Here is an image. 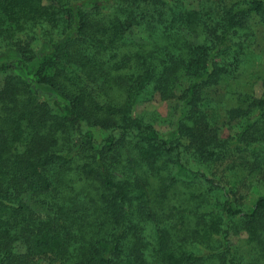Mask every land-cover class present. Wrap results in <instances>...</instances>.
<instances>
[{"label": "trees", "instance_id": "16d2710c", "mask_svg": "<svg viewBox=\"0 0 264 264\" xmlns=\"http://www.w3.org/2000/svg\"><path fill=\"white\" fill-rule=\"evenodd\" d=\"M252 18L264 0H0V264H264V194L245 205L264 69L261 96L226 109L228 138L209 95ZM156 95L176 102L167 133L133 115Z\"/></svg>", "mask_w": 264, "mask_h": 264}, {"label": "rangeland", "instance_id": "374dc122", "mask_svg": "<svg viewBox=\"0 0 264 264\" xmlns=\"http://www.w3.org/2000/svg\"><path fill=\"white\" fill-rule=\"evenodd\" d=\"M198 1L199 0H180V3L185 9H193L196 7ZM249 26L252 36L245 41L246 48L242 56L243 63L235 73L236 76H231L229 77L230 79L225 81L223 80L209 92V95L217 104L213 110V117L218 127L219 136L222 139L233 135L237 128L234 123L228 124L225 116L226 109L235 104V93L252 94L254 97L259 98L263 91L261 75L264 69V25L259 23L256 18H252L249 21ZM186 84V78L183 77L179 80L175 89L177 95L181 93ZM175 107V100L163 101L156 95L148 101H140L134 107L133 115L136 117L142 114L156 115L157 120L154 124L155 129L160 133H167L171 129L168 125V121L173 119L176 114ZM95 132L98 141H100L104 135L101 134L99 130ZM255 187L260 194H264V177L258 186L256 185L249 189H245V192L248 193L245 205L248 207L257 195L252 192ZM26 202L34 210L41 211V207L32 200H29V198H26ZM238 239H245V235L241 233ZM230 241L235 248L245 250L244 246L237 245V237L232 235Z\"/></svg>", "mask_w": 264, "mask_h": 264}]
</instances>
